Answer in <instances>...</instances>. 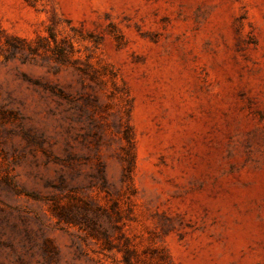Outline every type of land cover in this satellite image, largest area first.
<instances>
[{
	"label": "rangeland",
	"instance_id": "obj_1",
	"mask_svg": "<svg viewBox=\"0 0 264 264\" xmlns=\"http://www.w3.org/2000/svg\"><path fill=\"white\" fill-rule=\"evenodd\" d=\"M0 264H264V0H0Z\"/></svg>",
	"mask_w": 264,
	"mask_h": 264
}]
</instances>
